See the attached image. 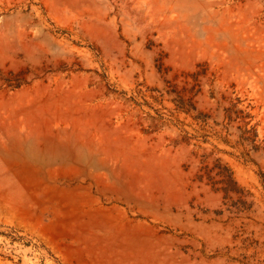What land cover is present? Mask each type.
I'll list each match as a JSON object with an SVG mask.
<instances>
[{"label":"rangeland","instance_id":"1","mask_svg":"<svg viewBox=\"0 0 264 264\" xmlns=\"http://www.w3.org/2000/svg\"><path fill=\"white\" fill-rule=\"evenodd\" d=\"M198 72L206 124L168 94ZM216 159L250 212L196 180ZM261 173L264 0H0V264H264Z\"/></svg>","mask_w":264,"mask_h":264},{"label":"trees","instance_id":"2","mask_svg":"<svg viewBox=\"0 0 264 264\" xmlns=\"http://www.w3.org/2000/svg\"><path fill=\"white\" fill-rule=\"evenodd\" d=\"M205 75V72H198L191 75L194 85L189 91L190 96L188 98H185L175 90L168 92V94H173L175 96L173 103L175 104L176 112L189 115L194 121L201 122L203 124H206L209 116L198 111L194 99L201 91L198 89L195 92V88L200 86L199 77ZM253 119L254 117L251 115V113L244 110H234L232 107L225 109V121L227 123L224 129L227 132V136L224 138L218 136L219 139L228 144L229 141L227 138L229 136V127L233 123H237L239 121V123H242V125L237 127L239 134L236 144L243 147L247 146L250 148V150L255 152L259 151L261 146L258 144L257 125L252 124ZM187 135L188 134L186 133L185 140L188 139ZM242 156L246 163L253 162L249 158L248 153H242ZM204 157L207 159L206 156ZM260 175L264 188V173H261ZM196 180L199 183L205 182L206 185L211 186V188L216 193L223 194V205L226 207L225 211L237 214L250 212L252 210L254 202L250 201L249 199L253 198V195L238 183L232 169L227 164L223 163L221 159H216L212 167H209L208 165L203 166L197 174Z\"/></svg>","mask_w":264,"mask_h":264},{"label":"bare ground","instance_id":"3","mask_svg":"<svg viewBox=\"0 0 264 264\" xmlns=\"http://www.w3.org/2000/svg\"><path fill=\"white\" fill-rule=\"evenodd\" d=\"M100 219H101V216H100ZM100 219L97 218V220H96V219H95V220H96V221H99V223L101 222V224L103 225V227H105L104 225L107 226V225L111 222V220H110V219H107V218H105V219L102 218L101 220H100ZM98 226H99V225H98ZM100 226H101V225H100ZM135 233H136V232H135ZM132 235H133V234H132ZM136 236H139V235H136ZM132 237H133V236H132ZM134 238H135V234H134ZM137 238H138V237H137ZM129 246H130V244H129ZM79 254H80V256H84V255H85L84 252H80Z\"/></svg>","mask_w":264,"mask_h":264}]
</instances>
